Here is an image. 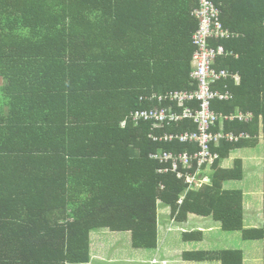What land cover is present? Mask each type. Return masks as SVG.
Here are the masks:
<instances>
[{
    "label": "trees",
    "instance_id": "obj_1",
    "mask_svg": "<svg viewBox=\"0 0 264 264\" xmlns=\"http://www.w3.org/2000/svg\"><path fill=\"white\" fill-rule=\"evenodd\" d=\"M57 2L66 12L57 14ZM215 2L235 34L217 42L238 55L217 58L215 66L240 79L218 82L232 98L212 101V109L252 112L249 122H223L224 131L251 137L212 145L219 157L208 182L185 193L184 180L158 173L150 154L192 153L197 146L150 135L195 124L184 119L152 130V121L128 116L169 104L147 99L152 93L197 87L190 77L196 0H0V264L86 263L89 234L98 228L131 230L138 245V230L155 235L158 201L176 220L210 216L223 230L264 244V222L243 224L242 192L223 189L224 181L243 178L242 159L221 166L260 136L264 146V0ZM59 21L61 31L43 37L40 29H25ZM81 35L99 40L82 45ZM182 236L202 238L199 230ZM183 258L244 263L243 251L233 248L187 251Z\"/></svg>",
    "mask_w": 264,
    "mask_h": 264
},
{
    "label": "built area",
    "instance_id": "obj_2",
    "mask_svg": "<svg viewBox=\"0 0 264 264\" xmlns=\"http://www.w3.org/2000/svg\"><path fill=\"white\" fill-rule=\"evenodd\" d=\"M196 3L197 5L191 10V16L197 21L198 26L191 35L195 49L191 56L190 77L196 82L197 87L159 95L152 93L146 98L157 99L158 102L168 100L169 104L150 109H136L128 116L134 122L152 121V130L171 126L184 119H191L195 124V129L164 132L160 136L150 135L160 141L176 140L197 146L196 151L192 153L157 151L150 154V157L161 165L157 170L158 173H174L177 178L184 180L187 184L185 193L208 182L207 173L219 157L217 152L211 150L212 145L216 146L221 141L237 142L241 138L251 137L245 132L224 131L223 122L233 120L249 122L253 117L250 111L235 110L226 114L212 109V101H226L232 98V92L226 88V85L224 91L218 89V82L221 79L231 78L238 83L240 79L237 72L215 66L217 58L238 56L237 53L226 50L224 45L217 42L235 34L223 26L220 19L221 10L215 0H196ZM124 123L125 121L122 125ZM193 166L195 170L191 172Z\"/></svg>",
    "mask_w": 264,
    "mask_h": 264
},
{
    "label": "crops",
    "instance_id": "obj_3",
    "mask_svg": "<svg viewBox=\"0 0 264 264\" xmlns=\"http://www.w3.org/2000/svg\"><path fill=\"white\" fill-rule=\"evenodd\" d=\"M260 138L262 137L260 136L259 140ZM245 148H251V147H245ZM256 153L258 152H255L254 150L246 151L244 148H239L237 149V153L231 158V163L222 165L223 164L222 161L226 159V158H223L221 160V166L231 167L233 164L234 158H240L242 159V163H243V177H247L248 175H246L245 166L246 164L251 162L249 157L252 155L253 156L257 155ZM230 155L227 158H230L231 157ZM262 162L259 167L260 172H257L260 174L259 182H261V184L264 180L263 179L264 178V165ZM251 173H256V172L252 171ZM250 178H256V175H252ZM227 181H230V180H227ZM224 182H223V189L232 190V189L225 188ZM237 189L242 192L243 211H244L243 224L245 227H247L246 222L249 216H251L252 218L261 216L263 218V212H264L263 185H259L255 187L254 189L253 188L251 189L234 188V190H237ZM211 219L213 218L210 216H199L194 213H188L186 220L184 221L176 220L173 216H171L169 207L158 201L157 225L155 229V235L146 236L147 238H145L144 237L145 235L142 236L141 231L138 230L142 239L138 241L139 243L138 245H135L133 243V232L131 230L112 231L107 228L94 229L89 234L90 260L86 263H77V264H120L122 262L131 264L133 261H135L136 264H158V260H156V258L150 257V254L155 249L160 250V248L164 244H166L167 241H169L172 238H175L174 235H169V233L173 230L172 226L174 224H176V226H178V228L181 230L182 235H183V232L185 231L187 232L192 231V230L201 231V236H202L201 239H203L205 236L204 232L211 231L212 229H215V230L222 229L220 221L216 220L217 223H213ZM182 239H183V236H182ZM185 241H188V240H185ZM122 247H124V250H122ZM125 249H128V251H126ZM217 250H220V249H217ZM263 250H264V244L262 246V255H263ZM188 251H208V250L193 249V250H188ZM184 252H187V251L181 252L182 258H183ZM144 256H148V257L144 258ZM123 259L127 261H122ZM247 259L248 258L245 259V255H244L245 263ZM179 261L181 260H178V259L174 260L175 264H179ZM190 261H209V260L206 259V260H190ZM167 263L168 261L165 258H162L160 260V264H167ZM254 263H257V262H254ZM65 264H74V263H65ZM218 264H221V262L219 261Z\"/></svg>",
    "mask_w": 264,
    "mask_h": 264
},
{
    "label": "rangeland",
    "instance_id": "obj_4",
    "mask_svg": "<svg viewBox=\"0 0 264 264\" xmlns=\"http://www.w3.org/2000/svg\"><path fill=\"white\" fill-rule=\"evenodd\" d=\"M69 7L67 5H64L61 2H57L54 5V10L57 12V14H61L63 12H66V10ZM96 21H100V19H97ZM62 24H60L59 21V27H51L48 25H42L41 27H35V28H25V29H40L41 36L44 34H51V33H57L60 32L62 29ZM79 32L80 30L77 29ZM43 37V36H42ZM96 40L99 39H91L89 36L81 35L79 39L80 44H86L88 42H96ZM57 51V50H55ZM62 52V49L61 51ZM57 51V54L59 53ZM59 62V61H58ZM262 138H260L259 143L255 145V147L251 148H244L246 151L254 150L257 155L250 156L249 159L251 162L246 164L245 171L247 177H243L241 180H230L224 182V187L227 189H234V188H241V189H251L255 188L259 185H263V182H259L260 174L257 172H260V164L263 161V154H264V146L261 142ZM237 153L236 151L231 152V157L226 158L222 161V165L231 163V158ZM263 163V162H262ZM256 173H251V172ZM252 175H256V178H250ZM262 176V174H261ZM262 181V180H261ZM261 213V212H260ZM251 220V221H250ZM213 223H217L216 220L211 219ZM181 224V223H180ZM263 225V218L261 216L259 217H248V220L246 222V226L250 227H257ZM173 230L169 233V235H174L175 238L170 239L169 241L164 244L160 250L155 249L153 252H151L150 257L156 258L158 260V264H160V260L162 258H165L168 263L167 264H175L174 260H181L179 261V264H218L219 260H209V261H190V260H184L181 256L182 251H188V250H217V249H227V248H233V249H240L243 251V254L245 255L246 263L244 264H263V255H262V246H263V240H250V239H243L241 236V231L233 230V231H226L222 229H212L211 231L204 232L205 236L201 240H188L185 241L182 239V232L174 224L172 226ZM162 237V236H161ZM163 239V238H162ZM162 243V241H161ZM191 244V245H189ZM122 250H124V247H122ZM128 251V249H125ZM149 256V255H148ZM144 256V258L148 257ZM259 257V258H258ZM258 258V259H257ZM261 258V259H260ZM257 259V260H256ZM149 260V258H148ZM127 261V260H122ZM257 262V263H254ZM75 264V263H74ZM120 264H127L126 262H122ZM131 264H136L135 261H133Z\"/></svg>",
    "mask_w": 264,
    "mask_h": 264
}]
</instances>
